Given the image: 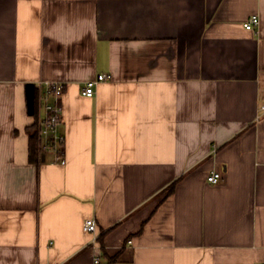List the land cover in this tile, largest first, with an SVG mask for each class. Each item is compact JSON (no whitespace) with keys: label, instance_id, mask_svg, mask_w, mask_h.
<instances>
[{"label":"crops","instance_id":"obj_1","mask_svg":"<svg viewBox=\"0 0 264 264\" xmlns=\"http://www.w3.org/2000/svg\"><path fill=\"white\" fill-rule=\"evenodd\" d=\"M46 82L64 166L29 160ZM262 107L264 0H0V264H264Z\"/></svg>","mask_w":264,"mask_h":264},{"label":"built area","instance_id":"obj_2","mask_svg":"<svg viewBox=\"0 0 264 264\" xmlns=\"http://www.w3.org/2000/svg\"><path fill=\"white\" fill-rule=\"evenodd\" d=\"M259 25V18L253 15L244 23L243 27L246 31H253ZM109 75H98L95 79L86 82L82 89L81 95L85 98H93L96 94V88L99 84L109 81ZM40 93L38 97V105L40 109L37 121L39 145V161L46 156H50L52 164L64 166L63 146L65 142L64 136L60 132L62 124V106L60 104L63 96V86L59 83L46 82L39 85ZM264 113V107H262ZM221 180V174L211 172L207 177V182L216 185ZM83 231L94 235L92 243L98 241L96 235V223L94 219H88L84 222ZM131 244V242H129ZM93 264H101L100 257L96 256Z\"/></svg>","mask_w":264,"mask_h":264},{"label":"trees","instance_id":"obj_3","mask_svg":"<svg viewBox=\"0 0 264 264\" xmlns=\"http://www.w3.org/2000/svg\"><path fill=\"white\" fill-rule=\"evenodd\" d=\"M33 106H34V113L32 116H36V93L34 95V101H33ZM27 134H28V148H29V160L30 162H37L39 161V145H40V140L38 138V127H37V121L28 127L27 129ZM175 183H173L168 190V195L171 194L174 190ZM99 240V239H98ZM119 255H116L112 258H108V264H113L116 262L118 259Z\"/></svg>","mask_w":264,"mask_h":264},{"label":"water","instance_id":"obj_4","mask_svg":"<svg viewBox=\"0 0 264 264\" xmlns=\"http://www.w3.org/2000/svg\"><path fill=\"white\" fill-rule=\"evenodd\" d=\"M26 97H27L28 112H29L30 115H32L33 111H34V106H33L34 87H33V85H27V87H26Z\"/></svg>","mask_w":264,"mask_h":264}]
</instances>
